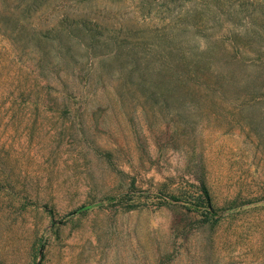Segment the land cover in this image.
Wrapping results in <instances>:
<instances>
[{"label": "rangeland", "instance_id": "rangeland-1", "mask_svg": "<svg viewBox=\"0 0 264 264\" xmlns=\"http://www.w3.org/2000/svg\"><path fill=\"white\" fill-rule=\"evenodd\" d=\"M0 264H264V0H0Z\"/></svg>", "mask_w": 264, "mask_h": 264}, {"label": "trees", "instance_id": "trees-1", "mask_svg": "<svg viewBox=\"0 0 264 264\" xmlns=\"http://www.w3.org/2000/svg\"><path fill=\"white\" fill-rule=\"evenodd\" d=\"M203 196H201V197H199V201L200 202H197V204H203V205H205L204 206V208H205V210H207V212H208V215L209 216H214V214L216 213L215 211H214V209H213V207L211 206V201H210V199L208 198V193H207V191H204L203 192ZM206 196V197H205ZM217 216V215H216ZM215 217V216H214ZM213 217V218H214Z\"/></svg>", "mask_w": 264, "mask_h": 264}]
</instances>
